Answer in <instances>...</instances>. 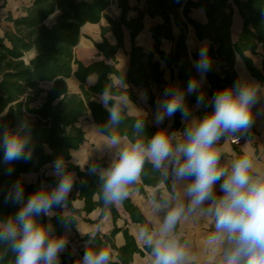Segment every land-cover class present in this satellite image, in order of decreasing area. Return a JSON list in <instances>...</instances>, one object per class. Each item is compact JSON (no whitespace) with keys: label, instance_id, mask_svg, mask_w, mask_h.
<instances>
[{"label":"trees","instance_id":"obj_1","mask_svg":"<svg viewBox=\"0 0 264 264\" xmlns=\"http://www.w3.org/2000/svg\"><path fill=\"white\" fill-rule=\"evenodd\" d=\"M32 5L26 9L25 15L19 18H10L12 28L6 31L0 39V129L7 127L15 130L21 120H27L31 128L30 160H17L8 164L3 161V149L0 147V221L14 216L20 205L11 202L6 203L4 196L17 180H22L23 174L40 173L46 166L52 165L57 158H62L70 172H76L78 181L74 190L69 195L68 210L64 215V208H56L53 217H38L40 223L49 222L54 226L58 236H63L68 227H75L77 216L91 214L101 210L98 222L104 218L108 211L116 221L120 214L115 205L105 208L100 199L101 181L96 174L89 172L92 165L106 168L109 165L104 159L95 161L84 169L71 162L72 152L78 151L86 141V133L79 123L82 119L91 118L99 129L108 119V112L99 103V94L107 85L112 88L114 94L123 92V89L114 87L113 79L109 75L122 74L116 68V53L123 47L124 28L128 29L132 38L130 52V66L124 74L129 85L128 92L133 102L137 101L134 87H143L149 97V102L155 106V96L152 93L153 84L162 85L164 72L159 62L154 61V53L147 54L136 45V38L144 29V19L161 18L162 23L151 29L152 37L156 42V53L171 70L172 79L176 74L181 81V88H187L190 79L199 80V74L191 61V56L186 44V33L191 25L200 40L209 39L212 47L208 51L213 60H220L225 64V77L222 79L216 72L212 63L211 70L206 73V78L211 85L210 98L226 87H230L239 81L234 71L235 56L238 54L244 60L248 70L254 78L264 83L261 70L257 69L247 53L257 54L259 45L264 47V0H145V9L138 11L137 18L128 20L127 15L132 10L130 0H119L122 10L119 20H113L105 14L112 5L113 0H31ZM234 6L243 19V30L236 44L232 43L231 28L234 16ZM201 8L206 12L208 22L202 24L194 20L190 14L192 9ZM106 18L109 27H102L101 43L95 44L98 51L105 59L112 60L113 64H107L104 60L84 65L76 57L75 49L80 42L81 28L90 24H99ZM180 28V34H174V27ZM112 31L117 38V45H111L106 39V34ZM163 40L175 44V50L166 53L161 50ZM194 61L198 60V54H193ZM264 58V55H263ZM74 66L77 70L74 71ZM97 74L98 81L89 86V76ZM75 76L80 82V94L72 93L67 80ZM52 83L48 90L43 83ZM199 92L186 95V103L190 110L197 103ZM42 101L38 107H33L38 101ZM208 99L204 98L203 103ZM172 131L178 130L181 125V114L174 116ZM137 116H131L126 110L125 123L117 129L123 137H132V124ZM145 135L151 137L158 131L151 126L145 118ZM253 130V129H252ZM101 132V131H100ZM107 137V135L101 132ZM13 169L8 174L7 169ZM142 183L129 186L140 192H144V186L158 187L165 184L171 189L169 179L157 170L151 163L146 162L141 173ZM44 180L55 185L53 178L44 176ZM24 184V199L42 188L41 183ZM156 199L164 202L159 196ZM76 200L84 201V209L78 210L73 206ZM126 212L134 223L150 229V223L128 196L122 203ZM70 220V223H65ZM87 222H91L85 218ZM124 233L125 245L117 248L114 238L119 232ZM91 235L83 237V241L89 240L90 248H104L112 254L110 249L118 252V262L111 264H132L134 254L145 256L135 241V238L127 230L117 227L110 235L97 233L94 240ZM146 252L150 249L146 246ZM84 252H82V255ZM61 256V255H60ZM66 264V257L62 256ZM0 264H15L12 253L4 254L0 247Z\"/></svg>","mask_w":264,"mask_h":264},{"label":"clouds","instance_id":"obj_2","mask_svg":"<svg viewBox=\"0 0 264 264\" xmlns=\"http://www.w3.org/2000/svg\"><path fill=\"white\" fill-rule=\"evenodd\" d=\"M198 57L194 67L200 79H190L186 90L165 88L157 101V124L177 112L182 120L190 117L186 95L198 92L213 63L207 47L200 49ZM114 87L123 92L114 94L106 85L99 94V103L108 112L100 131L107 135L106 146L114 150V156L106 168L98 165L89 168L101 181L99 195L104 207L123 203L129 196V186L139 182L146 162L157 170L170 168L176 182L188 181L183 190L188 198L187 206L179 196H172L169 198L172 206L158 231L153 234L147 228L140 229L139 238L150 249L151 264H189L187 246L174 230L186 211L192 212L206 201L213 202L206 211L214 217L215 228L208 243L223 247L222 264H264V171L256 167L254 152L247 147L230 167L223 166L222 153L216 147L226 136L239 142L236 133L251 127L252 108L261 86L238 81L217 91L211 100L212 111L202 118H192L182 132L160 129L147 138L144 114L135 108L123 73L115 77ZM203 102L201 92L197 95V105ZM130 106L142 115L132 124V137H122L117 129L125 123ZM30 143L31 128L27 120H21L15 130L0 129L5 163L30 160ZM51 167V175L56 178L54 186L42 187L25 200L23 181L17 180L4 196L6 203L20 205L14 216L0 221V247L5 255L9 252L14 255L15 264H60V255L67 247L64 236L54 235L50 219L47 224L38 221L40 216L53 217L56 208L68 207L74 186V174L68 171L62 158L55 159ZM12 171L7 169L8 174ZM217 184L220 194L216 192ZM153 203L154 210L159 211L161 205ZM94 238L93 235L90 240ZM79 264H111V255L104 248H90L88 240Z\"/></svg>","mask_w":264,"mask_h":264},{"label":"crops","instance_id":"obj_3","mask_svg":"<svg viewBox=\"0 0 264 264\" xmlns=\"http://www.w3.org/2000/svg\"><path fill=\"white\" fill-rule=\"evenodd\" d=\"M118 1L119 0H113L112 5L105 11V14L113 20H119L122 15V10L119 7ZM145 3V0H130V6L132 10L127 15L128 20L137 18V9L144 10ZM31 5V0H0V39H2L6 31L10 30L13 26L9 19H16L25 15L26 9ZM190 16L202 24H207L208 22L206 12L201 8L192 9ZM162 22L163 20L159 17L153 19L149 16H146L144 19V29L136 38V45L142 48L147 54L154 53V61L160 63L161 70L164 72L165 83L162 85L153 84L151 86L152 93L155 96V106L150 104L149 97L143 87H134L137 101L133 103L135 108L144 114V118L148 120V123L151 126L156 127L158 130L167 129L169 132H182L188 126V123L192 118H202L205 114L212 111V99L210 98L211 85L205 76L201 82V87L198 92H202L204 94V98L208 99V102L206 104L203 103L200 105H197V103L193 104L190 110V117L188 120H182L181 118V125L178 130L172 131L174 117L165 118L162 124L156 123L157 101L161 98L165 88H181V81L177 77V74L175 79H172L171 70L156 53V42L152 37L151 29L155 25ZM102 27H109V23L106 18H103L99 24L88 23L81 28L80 42L76 47L75 52L77 59L86 66L103 60L107 64H113V61L105 59L104 55L101 54L95 46V44L101 43L103 41ZM242 30L243 19L238 11V8L234 6V16L231 28V39L233 44L238 42ZM174 34L178 36L180 34V28L175 26ZM106 39L113 46L117 45L118 43L117 38L112 31L106 34ZM186 44L193 66L195 61L192 58V55L198 54L202 47H207L208 51L212 47V42L209 39L200 40L197 37L196 31L191 25L188 26V31L186 33ZM131 49V34L128 29L124 28L123 47L118 50L115 57L116 68L123 74H126L129 70ZM161 50L165 51L166 53H171L175 50V44L168 40H163L161 44ZM263 55L264 47L262 45L258 46L257 54L247 53V56L252 59L254 66L261 70L264 76ZM213 64L216 68L217 74L223 79L225 77V64L220 60H213ZM233 69L236 72L240 82L259 84L261 86V91L258 93V100L252 108L253 123L251 127L247 130H242L239 132V134L244 138L243 143L240 146L232 145L229 142L230 136H226L221 139L216 147L222 153L223 166L230 167L231 163L235 159H238L247 147L248 150L254 152V163L256 167L264 171V83L259 82L252 76L244 60L238 54L235 56ZM76 70L77 66H74V71ZM112 79L114 81L115 76H112ZM97 81L98 75L93 74L88 77L87 84L89 86H93L97 83ZM67 83L72 93H81L80 82L74 75L67 80ZM42 86L44 89L48 90L52 87V83H43ZM41 103L42 101L40 100L33 104V107H38L41 105ZM135 108L130 106L128 113L131 116L137 117L142 115L141 113H138ZM89 120L93 123V127H98V125L95 124L91 118H89ZM94 139L95 142L89 138L87 133L84 144L78 151L72 152L71 162L73 164L78 165L83 169L86 166H91L95 161L102 159H104L108 165L110 164L114 156V150L109 149L106 146L107 137L101 133L96 135ZM47 168L48 166H46L40 173L23 174L22 179L27 184L40 182L42 187L54 186L52 182L44 180L45 176L47 178H53L56 182V178L51 175L52 170ZM161 171L169 179L171 189H168L165 184H161L158 187L144 186V192H140L135 188H131L129 190V197L133 203L139 207L143 215L149 221V231L153 234L158 231L159 225L163 220L164 215L172 206V202L169 200L170 197L179 196L186 206L188 204V198L183 195L184 187L188 181H174L170 175V168L161 169ZM72 173L75 177L73 186L74 190L75 183L78 181V176L76 172ZM138 183H142L141 177ZM216 192L217 194H220L219 184L216 185ZM158 196L163 199L164 202L158 201L156 199ZM153 202L161 205L159 211L154 210L155 206ZM73 206L78 210H83L84 201L76 200L73 202ZM115 206L120 214V217L116 221H114L111 212L108 211L104 218L98 222L101 215V210H96L89 215L83 213L82 216L76 217L77 224L75 227H68L63 234L67 240V247L65 251L61 253L60 264H65L62 256L66 257V264H79L80 257L77 255L74 249L78 248L81 253L86 250V242L82 240L83 237L87 235L93 236L98 232L104 235H110L116 227L121 230H127L129 234L135 238L137 246L145 252V256H142L139 253L134 254L132 264H151L150 254L145 250L146 245L139 238V232L142 226L132 221L130 214L126 212L122 204ZM212 206V201H206L202 206L195 209L194 211H186L185 215L178 221L175 227L174 234L177 235L181 242L185 243L187 246V251L191 258L189 264H222L224 250L223 247L217 248L216 246L208 243V237L215 232L214 217L206 211ZM68 213V207L64 208V215ZM85 218L91 222H87ZM54 235L58 236L56 232H54ZM125 243L126 241L124 233L121 231L115 236L114 244L117 248H121L125 245ZM110 251L112 253L111 260L118 262V252L112 249H110Z\"/></svg>","mask_w":264,"mask_h":264},{"label":"rangeland","instance_id":"obj_4","mask_svg":"<svg viewBox=\"0 0 264 264\" xmlns=\"http://www.w3.org/2000/svg\"><path fill=\"white\" fill-rule=\"evenodd\" d=\"M79 125L83 128V130L85 131L86 135H87V133H88L89 138H91L92 141H94V140H95V139H94L95 136H92V133H91V132L93 131V128H92V127H93V123H92L90 120H88V119H82V120L80 121ZM94 142H95V141H94ZM47 169L52 170L51 165L48 166Z\"/></svg>","mask_w":264,"mask_h":264},{"label":"built area","instance_id":"obj_5","mask_svg":"<svg viewBox=\"0 0 264 264\" xmlns=\"http://www.w3.org/2000/svg\"><path fill=\"white\" fill-rule=\"evenodd\" d=\"M236 135L239 137V142H236V140L232 136L229 137V142L232 145L240 146L243 143L244 138L239 133H236ZM74 251L77 253V255L81 259V257L83 256L82 253H81V251L78 248H75Z\"/></svg>","mask_w":264,"mask_h":264},{"label":"bare ground","instance_id":"obj_6","mask_svg":"<svg viewBox=\"0 0 264 264\" xmlns=\"http://www.w3.org/2000/svg\"><path fill=\"white\" fill-rule=\"evenodd\" d=\"M91 133H92V136L101 134L97 126L93 127V131Z\"/></svg>","mask_w":264,"mask_h":264}]
</instances>
